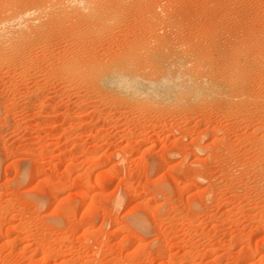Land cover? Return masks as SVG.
I'll return each mask as SVG.
<instances>
[{"label":"rangeland","instance_id":"obj_1","mask_svg":"<svg viewBox=\"0 0 264 264\" xmlns=\"http://www.w3.org/2000/svg\"><path fill=\"white\" fill-rule=\"evenodd\" d=\"M58 1L0 0V264H264V0Z\"/></svg>","mask_w":264,"mask_h":264},{"label":"bare ground","instance_id":"obj_2","mask_svg":"<svg viewBox=\"0 0 264 264\" xmlns=\"http://www.w3.org/2000/svg\"><path fill=\"white\" fill-rule=\"evenodd\" d=\"M94 3V2H93ZM57 4H59L62 7V13H67L68 7L75 9V11L80 12L84 6H83V0H60L57 2ZM73 4V7H71ZM89 4V3H88ZM87 7V6H86ZM91 7V6H90ZM85 10V9H84ZM97 8L95 7H91V12L89 13H96ZM107 10V9H106ZM99 11V10H98ZM100 12V11H99ZM102 12V11H101ZM231 68V67H230ZM233 71V70H232ZM228 72V71H226ZM232 73V72H231ZM236 73V72H235ZM231 76V75H230ZM85 189V188H84ZM89 192L87 190H83L81 191V193L79 194L80 199L82 201L86 202L87 197Z\"/></svg>","mask_w":264,"mask_h":264}]
</instances>
